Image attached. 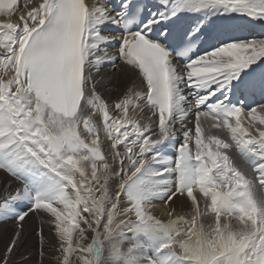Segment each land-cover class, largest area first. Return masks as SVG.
Instances as JSON below:
<instances>
[{
    "label": "snow or ice",
    "instance_id": "obj_1",
    "mask_svg": "<svg viewBox=\"0 0 264 264\" xmlns=\"http://www.w3.org/2000/svg\"><path fill=\"white\" fill-rule=\"evenodd\" d=\"M33 216L35 264H264V0H0V264Z\"/></svg>",
    "mask_w": 264,
    "mask_h": 264
},
{
    "label": "bare ground",
    "instance_id": "obj_2",
    "mask_svg": "<svg viewBox=\"0 0 264 264\" xmlns=\"http://www.w3.org/2000/svg\"><path fill=\"white\" fill-rule=\"evenodd\" d=\"M12 19L15 20L16 17L14 16ZM138 82L139 80H136L134 83L137 84ZM131 83H133V81L129 78L127 73H117L115 79L109 78L105 80V84L107 85L106 94L111 93L112 98L115 99L116 95H118V93L123 90V87ZM238 162L241 163L240 161ZM179 205L180 201H177L176 206L178 211L180 210ZM184 210H187L186 204ZM167 214V210L162 205L158 206L155 210V215L160 216L161 218H166ZM38 226L39 218L33 216L29 221V243L18 251L16 257L14 258V264H35L37 238L32 234V231ZM12 227V222H0V250L3 249L6 241L8 240L12 231ZM44 232L46 239H50L51 237L47 227H45Z\"/></svg>",
    "mask_w": 264,
    "mask_h": 264
}]
</instances>
